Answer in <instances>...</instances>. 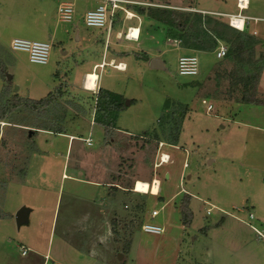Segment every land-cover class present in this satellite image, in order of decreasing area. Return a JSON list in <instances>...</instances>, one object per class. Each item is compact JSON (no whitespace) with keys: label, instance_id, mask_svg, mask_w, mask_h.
<instances>
[{"label":"rangeland","instance_id":"1","mask_svg":"<svg viewBox=\"0 0 264 264\" xmlns=\"http://www.w3.org/2000/svg\"><path fill=\"white\" fill-rule=\"evenodd\" d=\"M62 1L0 0V70L11 76L6 81L0 75V108L8 100L6 89L22 101L53 97L47 108L30 111L19 105L0 121V264H264V243L246 225L261 232L264 225V107L239 102L242 86L229 78L233 64L227 54L217 60L216 50L187 51L168 39L170 31L179 30L176 24L187 25L194 15L235 30L224 15L238 14L237 0H128L102 29L86 28L82 16L61 21ZM97 1L75 0V7L92 9ZM247 2L243 31H235L259 40V59L264 0ZM128 5L138 16L146 12L141 17L147 20L145 40L126 42V33L116 46L104 47L103 30L117 25ZM46 29L62 35L54 42L48 35V65L31 64L25 53L10 51L13 39L46 42ZM220 46L227 53V46ZM143 55L159 59L163 68L151 69ZM185 55L199 61L194 78L177 74V60ZM110 58L126 64V70L93 67ZM92 68L100 81L90 92L84 89V73ZM100 87L125 99L126 110L109 136L93 123V97ZM257 93L264 102V70ZM208 106L213 110L207 112ZM170 123L180 124L176 146L163 140L169 137L164 129L174 127ZM58 127L73 140L47 132ZM162 153L170 161L157 168ZM69 169L77 176L72 181L63 178ZM154 180L157 195L133 192L137 181ZM187 195L189 227L179 210ZM211 206L224 216L218 211L207 216ZM22 208L29 220L18 228L15 216ZM153 211L158 212L154 222L164 229L159 236L142 231ZM202 241L209 245V262L204 247L195 246Z\"/></svg>","mask_w":264,"mask_h":264},{"label":"trees","instance_id":"2","mask_svg":"<svg viewBox=\"0 0 264 264\" xmlns=\"http://www.w3.org/2000/svg\"><path fill=\"white\" fill-rule=\"evenodd\" d=\"M169 14V13H168ZM177 19V18H175ZM178 20V19H177ZM187 25L181 24V27L176 24L179 30H172L168 34V39L177 41L183 50L192 52H202L205 54L213 53L218 44L222 43L227 46V59L233 64V68L229 73V78L234 85L242 86V96L239 102L245 103V105L263 106L264 102L257 97V87L264 70V54L259 56V59H255V48L260 44L259 40L248 34H240L235 30H232L223 25H218L207 17L200 15H194L186 20ZM180 24V23H179ZM214 24L216 27L212 28ZM226 56V55H225ZM144 62H148L149 59L146 55H143ZM0 75L6 79V74L3 70H0ZM57 76V75H56ZM7 81V80H6ZM5 97L8 98L3 107L0 108V121L4 120L7 114H10L16 106H21L22 109L30 111H38L39 109L47 108L53 104V97L51 94L47 95L45 99L36 100H20L16 95H11L10 91L6 89ZM94 99V119L93 123L103 127L107 136L116 130V124L118 115L123 113L125 109L124 98L116 96L111 92H106L99 89ZM177 118V117H176ZM176 123H170L174 126ZM179 125H175L168 132L164 129V132L169 135H164V143L169 146H176L179 140ZM51 129L47 132H53L55 135H63L62 129ZM173 129V130H172ZM169 130V129H168ZM146 138V135L143 136ZM138 139V138H136ZM162 140V141H163ZM156 144L160 143L159 137L155 136ZM168 142V143H167ZM190 196H185L180 203V215L184 226L189 227L192 220V213L189 210ZM8 218V216H7ZM218 224H222L221 222ZM129 248V246L127 247Z\"/></svg>","mask_w":264,"mask_h":264},{"label":"built area","instance_id":"3","mask_svg":"<svg viewBox=\"0 0 264 264\" xmlns=\"http://www.w3.org/2000/svg\"><path fill=\"white\" fill-rule=\"evenodd\" d=\"M99 1H100L99 5H97L94 9L87 11L83 16V24L86 28H93V29L105 28L109 22L108 20L109 17L113 16L115 11L120 9L118 7L116 0H99ZM245 1L246 3H244ZM245 1L237 0L236 9L238 10V14L235 15L243 19L244 22L246 21V18L241 17V13L247 9L246 4L248 5V2L247 0ZM108 8H111L110 14ZM57 14L61 21L70 22L74 17V10L73 7L70 5H60L57 7ZM224 16L228 17L229 25H231V18L233 16H229V15H224ZM129 35L130 34H127L125 38L127 39ZM9 49L11 52L25 53L27 55L28 62L31 64L46 66L50 60L51 45L45 42L29 41L25 39H13L9 44ZM225 55H226V49L224 47L220 46L216 49L215 58L217 60H222L225 57ZM120 66L121 65L117 66L118 71H122L119 69ZM199 70H200V64L196 56L185 55L178 58L177 60L178 76L194 78L198 75ZM203 104L205 105L206 103L203 102ZM211 110H213V108L211 106H208L207 112H210ZM84 142L86 143L87 146L89 147L92 146L91 138L86 139ZM169 161H170V157L168 154L165 153L160 154L157 168L163 165H167ZM135 186L136 184L134 185V187ZM134 187H133V192L135 191ZM207 212H209L207 213L209 215L210 210H208ZM157 216H158L157 211H153L151 213V219H150L151 221L149 220V222H146L142 226L143 233L149 235H157V236L162 235L164 233V229L154 222V218H156ZM248 219L253 220V216L249 215ZM246 225L249 226L254 231L255 236L258 238V240L264 243V225L262 232L249 224ZM25 254L26 251H22V255L25 256Z\"/></svg>","mask_w":264,"mask_h":264},{"label":"crops","instance_id":"4","mask_svg":"<svg viewBox=\"0 0 264 264\" xmlns=\"http://www.w3.org/2000/svg\"><path fill=\"white\" fill-rule=\"evenodd\" d=\"M117 1V4H118V7L119 8H121V6H120V4H122V3H124V4H129L130 3V1H128V0H116ZM100 3V1L98 0L97 1V3H95L94 4V6L92 7V9H94L98 4ZM60 5H70V6H72L73 7V10H74V17H73V19H72V21L74 20V18L75 17H80V16H82V19H83V16H84V14L87 12V11H89V10H92V9H85V10H82L83 8H81V9H78V8H76L75 7V0H63L61 3H59L58 4V6H60ZM57 6V7H58ZM124 7V6H123ZM125 7H126V5H125ZM129 7H130V5H128L127 6V9H125L124 10V12L123 13H119V15H120V18H121V20L118 22V24L117 25H113L112 26V28H110V27H108V28H106L105 30H103V31H105L103 34H102V36H101V41L103 42V44H104V47H114V46H116L117 44L115 43V40H118V38H120V36H121V38H122V36H124L126 33H131L132 31H135V30H137V31H139V39H138V41L142 38V42L145 40L144 39V37L142 36V32H145L144 31V28L145 27H147V26H144V20H143V18L145 17L146 18V16H144V15H146V12H144V13H139V14H141V16H138V15H136V14H134L133 13V11H132V9H129ZM120 10H123V9H120ZM141 10H143V9H141ZM141 10H139V11H141ZM247 10H249L248 8H247ZM115 12H117V11H115ZM125 14H126V16H125ZM116 15H118V12L116 13ZM129 15H132L133 16V18H130L129 17ZM141 17H143V18H141ZM71 21V22H72ZM145 21H147V20H145ZM111 26V25H110ZM103 31H100L97 35H101V33L103 32ZM43 34H44V41L46 40V42H48V40H49V38H50V42H54L55 40H57L58 38H62L61 36L62 35H59L58 36V33H57V31L56 30H53V31H49V29H46V31H44L43 32ZM48 35H50L49 36V38H48ZM126 36V35H125ZM77 41L78 42H80V41H82V39H81V37H79V35H77ZM125 40H126V42L128 41L126 38H125ZM45 42V43H46ZM50 42H48V44L50 43ZM59 44H62L61 42H59ZM50 45H51V43H50ZM101 57V56H100ZM106 58V57H105ZM150 60V59H149ZM152 60V59H151ZM150 60V61H151ZM150 63V62H149ZM124 65V67H125V69H123V70H126V64H124V63H122L120 60H118V59H113V58H110V59H101V62H100V64H97V63H95L94 65H93V67H100V65H105V66H108L109 68H117V66L118 65ZM48 65V64H47ZM99 65V66H98ZM102 67V66H101ZM94 68H92L90 71H88V72H86V73H84V77H85V79H86V76L88 75V74H90V73H95L97 76H98V81H97V86H98V82L100 81V76L95 72V70H93ZM99 69V68H98ZM101 70H103V69H101ZM113 70H115V69H113ZM115 71H117V72H122V71H118V70H115ZM97 86H96V88H97ZM101 89H103L102 87H100ZM118 127V126H117ZM119 131V130H118ZM60 136H64V137H69V140H73V138L69 135V133H64L63 135H60ZM88 137H90V136H88ZM87 139V138H86ZM71 155V153H69V162H70V156ZM68 166H69V163H68ZM68 169V168H67ZM70 170V169H69ZM30 171V170H29ZM73 177H77L76 176V174L72 171L71 172V170L69 171V174L68 175H66V174H64L63 175V178H65V179H69V180H73ZM79 182V181H78ZM80 183H83V184H88V185H90L91 187H93V186H95V187H97V185H94L92 182H89V181H81ZM116 187V186H115ZM118 188V187H117ZM212 207V206H211ZM210 207V208H211ZM208 210H210V214L208 215L207 213H209V212H207ZM208 210H206V214H207V216H211V214H212V212L213 211H218V213H221V215L222 216H224V214L220 211V210H216V208H214V207H212L211 209H208ZM249 215H251V214H249ZM248 215V216H249ZM222 219H225V217H223ZM27 220H29V215L27 216ZM224 221H226V219L225 220H222V221H220L222 224L224 223ZM195 242H198V241H195ZM194 241H193V243H195ZM30 246H31V248L32 249H34L33 247H35V244H29ZM196 247L197 246H201V247H204V251L206 252V254L203 256L204 258H205V260L207 261V262H209V258H210V256H211V254H210V252H209V245L207 246V245H205V243H204V241H202L200 244H196L195 245ZM23 248L21 247V250H22ZM28 250V249H27ZM43 250V249H42ZM29 251V250H28ZM34 251H36V250H34ZM33 251V252H34ZM48 251V250H47ZM47 253V252H46ZM40 255V254H39ZM210 255V256H209ZM26 256V255H25ZM25 256H23L22 255V257H25ZM209 256V257H208ZM45 260H49V257H48V255H45ZM38 264H47L46 262H38Z\"/></svg>","mask_w":264,"mask_h":264},{"label":"bare ground","instance_id":"5","mask_svg":"<svg viewBox=\"0 0 264 264\" xmlns=\"http://www.w3.org/2000/svg\"><path fill=\"white\" fill-rule=\"evenodd\" d=\"M245 1V0H243ZM246 3V1L244 2ZM246 8H248V5L246 4ZM245 8V9H246ZM130 18H133L132 15H129ZM231 27H233L235 30L237 31H243L244 28V21L243 19L239 18L238 16H233L231 18ZM138 31H132V33L129 35V37L127 38L128 41L130 40H135L138 37ZM117 70V68H115ZM120 70L124 69V65H121ZM97 81H98V76L95 73H90L86 76V79L84 80V89L86 91H95L96 90V85H97ZM135 188V193L137 194H142V195H146V194H151V195H157L158 194V189H159V182L157 180H154L150 185H148L146 182H140L137 181ZM134 184V185H135Z\"/></svg>","mask_w":264,"mask_h":264},{"label":"water","instance_id":"6","mask_svg":"<svg viewBox=\"0 0 264 264\" xmlns=\"http://www.w3.org/2000/svg\"><path fill=\"white\" fill-rule=\"evenodd\" d=\"M149 66L153 70H159L163 68V63L159 59H152L149 63ZM6 80L10 81L11 76L9 74H6ZM16 90V89H15ZM127 105H129V101L126 102ZM28 210L22 208L18 211V213L15 216V222L18 228H20L22 225L27 224V216H28Z\"/></svg>","mask_w":264,"mask_h":264}]
</instances>
